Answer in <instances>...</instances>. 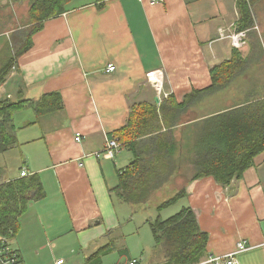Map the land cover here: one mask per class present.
<instances>
[{"label": "crops", "instance_id": "obj_1", "mask_svg": "<svg viewBox=\"0 0 264 264\" xmlns=\"http://www.w3.org/2000/svg\"><path fill=\"white\" fill-rule=\"evenodd\" d=\"M32 1L0 0V35L13 48L32 25ZM237 1L72 0L67 10L43 21L31 36V46L0 82V100L55 91L63 104L39 117L30 107L13 111L15 142L0 152V182L19 178L25 169L27 175L39 177L45 192L27 203L9 240L21 264H56L59 258H64L62 264H85L100 247L123 239L118 229L127 219L113 197L118 169L128 164L119 159L126 146L121 144L112 158L101 151L108 139H118L113 133L126 123L131 105L149 103L159 109L169 98L181 102L185 107L179 116L187 114L188 120L179 119L175 127L187 126L192 132L193 123L235 106L231 100L256 98L249 94L264 91V60L252 56L236 80L251 71L253 85L238 90L235 80L193 101L194 90L211 85V67L231 60L235 51L243 58L251 56L248 33L240 48L220 37L221 30L238 28ZM251 30L261 35L257 23ZM262 31L264 47V23ZM108 64L115 68L107 71ZM153 71L161 75L160 93L148 79ZM197 109L208 114L199 117ZM190 175L175 179L176 187L186 190L178 201L191 207L208 237L196 264H214L208 260L232 252L240 240L251 248L237 255L239 264H264V152L226 185L210 175L192 180ZM152 245H140L135 254L127 247L132 259L121 256L107 263L114 253L110 250L99 264H143Z\"/></svg>", "mask_w": 264, "mask_h": 264}, {"label": "trees", "instance_id": "obj_2", "mask_svg": "<svg viewBox=\"0 0 264 264\" xmlns=\"http://www.w3.org/2000/svg\"><path fill=\"white\" fill-rule=\"evenodd\" d=\"M71 1L33 0L29 10L32 25L24 30L23 40L17 47L14 45L15 48L5 35H0V82L10 66L31 46V36L42 28L43 21L67 10ZM259 1H237L240 14L237 27L249 29L251 56L243 58L235 51L231 60L211 67V85L194 90L193 101L206 91L220 90L234 82L246 70L252 56L264 60V2L258 5ZM254 23L261 28V35L255 30L250 31ZM249 96L256 98L231 100L235 106L193 123L196 128L188 134L175 127L185 105L173 103L170 98L162 102L159 109L149 103L131 105L126 123L114 131L120 144L133 154L128 164L118 169L119 182L114 190L120 199L147 207L162 198L155 204L158 214L145 221L151 229L153 245L143 264H196L200 261L208 237L200 229L191 207L182 206L166 218L159 212L186 195L184 187H176L175 177L180 174L190 173V180L210 175L226 185L232 179L240 178L252 165V158L264 152V91L257 90ZM24 107L32 108L39 117L61 109L63 104L60 94L55 91L18 101L0 100V152L15 142L11 113ZM179 130L180 135L177 134ZM44 194L42 183L34 174L0 182V238L10 240L14 237L27 203ZM117 243L100 247L87 256L85 264H99L100 256L110 250H116L127 260L132 259L126 245L117 250ZM15 258V264H21L19 253Z\"/></svg>", "mask_w": 264, "mask_h": 264}, {"label": "rangeland", "instance_id": "obj_3", "mask_svg": "<svg viewBox=\"0 0 264 264\" xmlns=\"http://www.w3.org/2000/svg\"><path fill=\"white\" fill-rule=\"evenodd\" d=\"M244 45H245V43L243 44V46ZM253 78H254L253 72L246 71L240 78H238L236 80V82L234 83V87L237 88L238 90H242V89L245 90L246 84L253 85V82L255 83V80ZM234 92L236 93V91H234ZM199 104H201V102ZM196 111H198L199 117L201 115L208 114L207 110L199 111L197 109ZM208 117H209V115H208ZM203 118H205V117H203ZM182 120L184 122L187 121L188 115L187 114L183 115V117H181V119H180L181 123H182ZM179 129H181V127ZM182 131H185L188 134L190 129H187V126H185L184 129L182 128ZM122 151L123 152H122V154H120L119 159L122 162H124L125 164H127L130 157H132V156L129 153H127L126 148H124ZM128 155H130V156H128ZM151 157H153V156H151ZM7 172H8V170L4 171V173H7ZM177 175H178V173H177ZM161 199L162 198L157 199V202L160 201ZM113 201H114L117 209L120 211V213L121 214L123 213V215L127 219V222H124L121 225V227L118 229V232L122 233L123 239L122 240L120 239L118 241L119 238H116V240L119 242L116 244V249L119 250L120 248H122L123 245H126V248L128 247L131 250V253L135 254L136 253L135 250L140 245H141V247H145L148 244L153 243V237H152L151 229H150L148 223H146L145 221H146V219H149V217L154 218L158 214L156 211V208H155V204L157 202H155V203L153 202V203L149 204L147 207H141V206L136 205V204L127 203V202L122 201L117 196V194L114 195ZM183 204H184L183 201H181V203L178 201L176 204L160 211L159 215L162 218L168 217L171 214L178 211L179 207H181ZM131 216L133 217V219H130ZM121 222H123V221H121ZM1 238H4V237H1ZM139 242L141 244H138ZM113 251H114L113 255L109 256L106 259L107 263H112V262L116 261V258H121V256H119V254L116 252V250H113Z\"/></svg>", "mask_w": 264, "mask_h": 264}, {"label": "built area", "instance_id": "obj_4", "mask_svg": "<svg viewBox=\"0 0 264 264\" xmlns=\"http://www.w3.org/2000/svg\"><path fill=\"white\" fill-rule=\"evenodd\" d=\"M247 35L246 29H230L227 33L223 32V30L220 31V37H227L230 40V43L233 48H239L242 47L245 43ZM115 67L113 64H108L106 69L107 71L113 70ZM148 79L155 88V90L160 93L162 88V79L161 75L158 71H153L148 74ZM80 136L77 134L76 139L79 140ZM121 144L116 138H110L106 141L101 154L104 157L112 158L117 151H119ZM21 176L27 175L26 170H22L20 172ZM250 246H247L244 240H240L236 244L235 250L232 252L222 256V257H215L211 258L208 261L212 262L214 264H239V261L237 259V255L243 251H246L250 249ZM16 254L18 252L12 248L11 244L9 243V240L7 238H0V263L2 264H15L16 261ZM64 262L63 258H59L56 260V264H62ZM129 264H133L130 262Z\"/></svg>", "mask_w": 264, "mask_h": 264}]
</instances>
